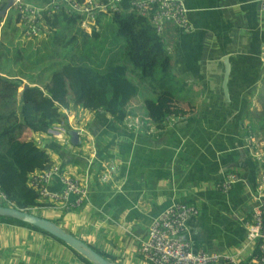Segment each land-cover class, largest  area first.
I'll return each mask as SVG.
<instances>
[{"label":"crops","instance_id":"crops-1","mask_svg":"<svg viewBox=\"0 0 264 264\" xmlns=\"http://www.w3.org/2000/svg\"><path fill=\"white\" fill-rule=\"evenodd\" d=\"M5 1L11 5L13 0ZM27 1L45 6L53 0ZM132 1L120 0V10L131 11ZM182 1L191 28L166 23L160 34L172 57V91L158 97L145 86L143 98L128 104L129 114L137 116L134 109L145 105L146 97H158L172 110L161 125L146 115L139 129H129L109 114L73 106L68 109L71 128L85 129L84 142L72 145L68 132H62L68 140L62 142L59 126L37 135L63 172L83 184L89 175L90 185V202L80 208L49 202L37 214L120 264L144 259L139 246L152 220L181 202L200 210L188 220L195 250L225 251L248 261L257 247L247 230L264 180L256 155L264 150V11L259 0ZM12 11L2 10L0 39ZM112 14L97 13L100 32ZM79 27L85 36L93 33L91 27ZM112 166L114 173L104 181L102 173ZM228 172L241 179L225 192L219 185ZM49 188L63 189L59 176ZM0 264L94 263L48 231L0 218Z\"/></svg>","mask_w":264,"mask_h":264},{"label":"trees","instance_id":"trees-1","mask_svg":"<svg viewBox=\"0 0 264 264\" xmlns=\"http://www.w3.org/2000/svg\"><path fill=\"white\" fill-rule=\"evenodd\" d=\"M8 4L4 1L0 6V26L4 19L2 10ZM13 11L15 17L9 15L3 26L5 28L6 24L12 22L14 29H20L19 14ZM112 17L119 24V34L126 38L124 55L133 65V71L138 73L145 86L153 88L156 96L171 92L176 80L172 57L156 31L152 16L141 15L135 10H119L113 12ZM80 19L81 16L57 12L46 23L48 29L55 30L62 21L80 25ZM99 24V16H96L91 34L95 39L101 37ZM16 34L19 35L17 31ZM4 46L1 38L0 47ZM7 54L0 50V67H4V60L1 59ZM77 60L65 63L44 84L22 74H5L0 69V184L14 203L13 206L34 214H37V208L47 206L49 202L43 200L37 188L31 184V176L56 164L48 146L37 142V135L48 134L50 129L62 124L67 131L71 129L65 109L73 106L109 114L115 123L122 124L129 114L128 104L139 90L128 77L129 67L126 63L114 61L103 70L90 65L87 59ZM158 97H146L145 108L148 118L161 125L172 110H167ZM261 127L264 128V120ZM0 205L12 206L6 201H0ZM0 218L46 231L11 216ZM95 250L118 263L114 257Z\"/></svg>","mask_w":264,"mask_h":264},{"label":"built area","instance_id":"built-area-1","mask_svg":"<svg viewBox=\"0 0 264 264\" xmlns=\"http://www.w3.org/2000/svg\"><path fill=\"white\" fill-rule=\"evenodd\" d=\"M5 0H0V6ZM264 11V0H259ZM130 8L141 15H151L156 31L161 34L166 23H173L189 30L191 24L188 19V10L182 0H133ZM6 9L15 10L19 14L20 27L27 38L41 36L48 29L47 19L55 13L64 12L68 15L81 16V26L86 30L93 28L98 12L113 13L121 9L120 0H53L45 6L36 5L27 0H13ZM70 123L69 110L65 109ZM168 118V117H167ZM140 116L128 114L122 122L129 129H139L144 121ZM61 132L58 138L67 143L63 133L68 131L60 125ZM79 143L88 136L85 129L78 128ZM37 142L42 141L37 138ZM257 158L264 166V150L256 152ZM115 171V167H108L102 173V179L107 181ZM59 176L63 189L52 191L49 183L53 177ZM236 172H228L219 185L220 189L228 192L240 180ZM31 184L37 188L43 200L59 202L68 210L80 208L90 202L89 175L86 181L62 171L55 164L46 171L36 172L31 176ZM264 180L260 192L256 196L257 203L253 207V218L248 225L247 238L257 244L255 253L248 261L242 260L237 254L228 252L195 250L189 236L188 220L199 214V208L192 203H175L168 206L161 214L155 217L149 227L148 236L142 240L139 252L151 264H264ZM0 201H6L13 207L14 203L0 184Z\"/></svg>","mask_w":264,"mask_h":264},{"label":"rangeland","instance_id":"rangeland-1","mask_svg":"<svg viewBox=\"0 0 264 264\" xmlns=\"http://www.w3.org/2000/svg\"><path fill=\"white\" fill-rule=\"evenodd\" d=\"M13 12L10 14L12 18L15 17ZM108 18L109 21L102 27L99 39L91 35L86 37L79 25L68 24L65 21L59 23L55 30L47 29L41 36L31 39L23 35L21 28L14 29V24L10 22L5 25L2 35L6 46L0 47V50L8 54L1 59L4 60V67L0 69L8 75L22 74L31 80L35 79L44 83V80L50 81L53 73L61 70L62 66L72 59L77 58V61L87 59L90 65L103 70L110 63L118 61L128 65V77L139 88L135 97L143 98L145 84L138 73L133 71V65L124 55L126 38L119 34V24L112 17ZM150 96L152 95L148 97ZM134 111L143 118L147 113L144 103L136 107ZM138 263L149 264L145 259L138 260Z\"/></svg>","mask_w":264,"mask_h":264},{"label":"water","instance_id":"water-1","mask_svg":"<svg viewBox=\"0 0 264 264\" xmlns=\"http://www.w3.org/2000/svg\"><path fill=\"white\" fill-rule=\"evenodd\" d=\"M11 4V3H10ZM9 5V4H8ZM231 66L229 62H226V72H225V80H224V90L227 95V84L228 78L230 75ZM68 134L71 137V144L77 145L79 143V132L76 128H71L68 130ZM0 216H11L25 222L34 224L39 226L40 228L52 233L58 238L64 240L70 246L84 254L87 258H89L94 264H120L113 261L108 260L98 251H96L92 246L76 237L75 235L69 233L64 228L59 226L54 221L47 219L45 217H41L37 214L31 213L27 210H23L18 207L11 206H2L0 205Z\"/></svg>","mask_w":264,"mask_h":264}]
</instances>
